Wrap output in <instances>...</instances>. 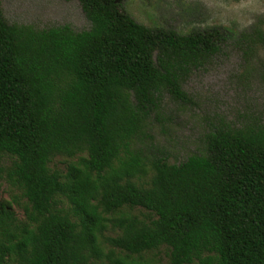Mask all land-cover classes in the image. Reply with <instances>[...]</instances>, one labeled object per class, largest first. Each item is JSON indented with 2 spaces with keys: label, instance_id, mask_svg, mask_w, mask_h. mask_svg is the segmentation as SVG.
<instances>
[{
  "label": "trees",
  "instance_id": "trees-1",
  "mask_svg": "<svg viewBox=\"0 0 264 264\" xmlns=\"http://www.w3.org/2000/svg\"><path fill=\"white\" fill-rule=\"evenodd\" d=\"M76 1L82 32L0 8V264H264V121L222 120L180 163L131 151L231 41L264 50V19L180 34L137 23L128 0Z\"/></svg>",
  "mask_w": 264,
  "mask_h": 264
},
{
  "label": "rangeland",
  "instance_id": "rangeland-1",
  "mask_svg": "<svg viewBox=\"0 0 264 264\" xmlns=\"http://www.w3.org/2000/svg\"><path fill=\"white\" fill-rule=\"evenodd\" d=\"M122 5L137 23L180 34L213 26L239 33L264 19V0H128ZM0 8L8 24L38 30L66 25L75 32L90 26L76 0H0ZM183 90L190 101L174 102L163 95L158 116L150 119L131 151H140L144 156L163 153L170 163H180L202 152L205 136L222 120L235 126L264 121V50L244 55L241 44L231 41L190 76ZM64 164V158L54 160L57 169L63 170ZM10 195L13 193L1 183L0 199L8 201ZM13 209L23 220L22 210L16 205ZM160 259L166 263L164 252Z\"/></svg>",
  "mask_w": 264,
  "mask_h": 264
}]
</instances>
